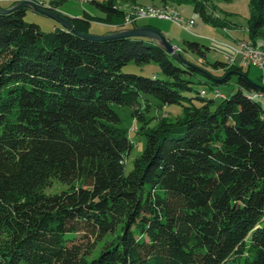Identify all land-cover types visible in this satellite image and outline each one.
Instances as JSON below:
<instances>
[{"label": "trees", "instance_id": "16d2710c", "mask_svg": "<svg viewBox=\"0 0 264 264\" xmlns=\"http://www.w3.org/2000/svg\"><path fill=\"white\" fill-rule=\"evenodd\" d=\"M67 1L50 4L89 34L92 16L63 14ZM121 1H93L111 34L128 29ZM188 1L217 24L205 1ZM28 10L0 14V264H264V110L252 96L263 91L245 68L216 61L217 77L146 38L44 33ZM248 29L264 35V0H252ZM132 62L163 77L123 73ZM199 73L211 88L235 75L239 89L219 104L206 90L190 98ZM147 96L184 116L149 127ZM114 106L133 109L147 138L128 174L133 143ZM54 181L70 187L47 194Z\"/></svg>", "mask_w": 264, "mask_h": 264}, {"label": "rangeland", "instance_id": "374dc122", "mask_svg": "<svg viewBox=\"0 0 264 264\" xmlns=\"http://www.w3.org/2000/svg\"><path fill=\"white\" fill-rule=\"evenodd\" d=\"M27 1H32L40 7L49 8L55 11L54 9H52V6L50 4L51 0ZM93 1L103 3L107 0H69L64 3V5L60 7V9L61 12L72 18H81L84 16L85 12L90 14L93 18L92 26L89 31V34L91 35L104 36L113 33L116 29L115 26H110L98 22V19L104 17V14L101 12L100 8L93 3ZM198 1H205V6L208 13L211 15V18L217 22V24L213 25L204 21L200 14L194 12V3L189 2L188 0H169V2L167 3H163L161 2V0H131L130 2L121 1L119 5L120 8L126 11L125 24L127 25L128 29H132L130 22L126 21L128 15L139 13L140 9L164 8V10L169 9L171 12L179 13L181 17L185 20L184 27L175 24L171 20L158 18H144L136 22L140 27L150 25L158 29V31L161 32L164 36H166L170 43L177 48V53L180 54L185 61L189 60L193 64L200 66L203 71H210L217 77H223L224 71L215 70L212 64L216 61L226 63L227 61L224 54L217 55L215 51L210 50L205 56H199L188 50L187 46L185 45L186 42H198L201 45L211 48V40H219V42L221 40L219 38H215V36L222 35L223 38H227L226 40H228V38H230L229 35H231L233 38L239 40L234 42L230 41L229 44L241 47L242 43H250L253 49L261 52V54L264 53V35L261 37L252 38L248 29V23L251 15L252 0ZM10 5L11 2L9 0H0L1 8H10ZM25 21L27 23L37 24L44 33L52 32L57 27H61L60 24H58L53 19L45 15L36 13L33 10L27 11ZM188 21L194 22V25H188ZM249 68H251V71L253 73L249 76L252 82L258 86H264V84H262V76H264V69L259 67ZM249 68H245V71L247 72ZM122 72L137 74L146 77H163L159 65L155 62H151L145 65H137L136 63L132 62L124 66L122 68ZM198 80H202L203 83L195 84V91L187 93L186 96L192 98L197 95L196 91L201 92L202 90H206V98L216 99V104H219L222 101L223 97H230L233 92H236L239 89L237 77L235 75L231 76V79L228 83L216 88H211L209 85L204 83L205 81L211 80L203 73H199L198 76L194 78L195 82H198ZM216 91H219L220 93L218 97H216ZM262 94L264 95V91ZM146 99H148L149 101L142 102V109L144 110V114L147 120L149 121L148 126L151 128L155 127L157 125L158 120L166 115L172 121H176L177 118H182L184 116L183 107L181 105H166L162 108L160 107V103L153 97L147 96L145 100ZM258 102L264 110V99L259 98ZM188 103L189 102H186V104H184L188 105ZM194 103H196L197 105L203 104L197 99L194 100ZM113 108L121 117V127L127 131L128 137L133 143V150L131 152V155L126 160V173L128 174L133 169V161L143 155L147 144V138L146 136L140 135L137 132L136 128H140L142 126V122L132 116L133 109L129 107L118 106H114ZM74 184L76 186L79 185L78 182H75ZM69 187L70 186L67 184L54 181V184L48 189H46V193H61L62 191L68 190ZM81 236L82 233H79L76 237L79 240ZM70 237L72 238L73 236L70 235ZM110 239L111 237L107 238L108 241ZM98 252L99 250L97 251V253Z\"/></svg>", "mask_w": 264, "mask_h": 264}, {"label": "water", "instance_id": "95a60500", "mask_svg": "<svg viewBox=\"0 0 264 264\" xmlns=\"http://www.w3.org/2000/svg\"><path fill=\"white\" fill-rule=\"evenodd\" d=\"M20 8H27L29 10H33L36 13L45 15L54 21H56L60 26L65 29L66 31L81 37L83 39L91 40V41H107L111 39H120V38H146L151 41L156 42L159 46H161L169 55H174L178 60L185 62L180 54L177 53V48L170 43V41L164 36L161 32L156 29L149 28V27H134L132 29H125L118 33L104 35V36H96L91 34H86L77 31L74 29L68 18L62 16L58 11H53L49 8H43L32 1H20L16 5L10 8H1L0 7V14H10ZM186 63V62H185ZM231 74L228 73L227 76ZM254 84V83H253ZM257 88L264 91V86H258L254 84Z\"/></svg>", "mask_w": 264, "mask_h": 264}, {"label": "built area", "instance_id": "2783aa9c", "mask_svg": "<svg viewBox=\"0 0 264 264\" xmlns=\"http://www.w3.org/2000/svg\"><path fill=\"white\" fill-rule=\"evenodd\" d=\"M89 1V0H87ZM144 18H158L167 19L173 21L179 26H185V20L181 17L179 13H173L171 11L164 10V8H151V9H140V14L128 15V22L134 23L140 19ZM188 25H194V22L188 21ZM212 47L219 49L221 51H226V61H240V67H259L264 69V53L252 48L251 44L242 43L241 47L237 46H227L226 43L219 42L217 40H211ZM203 94L205 92H202ZM254 98H263V94L252 95Z\"/></svg>", "mask_w": 264, "mask_h": 264}, {"label": "crops", "instance_id": "0c3cea01", "mask_svg": "<svg viewBox=\"0 0 264 264\" xmlns=\"http://www.w3.org/2000/svg\"><path fill=\"white\" fill-rule=\"evenodd\" d=\"M6 1H8V0H6ZM10 2H11V5H10V7H12V5L14 4V3H17L18 1H21V0H9ZM59 11L61 12V9L59 8ZM63 13V12H62ZM64 14V13H63ZM66 15V14H65ZM68 16V15H67ZM70 17V16H69ZM230 36V38H228V40H226L227 38H223L222 37V35H219V36H215V38H219V39H221L220 40V42H223V43H226V45L227 46H233L232 44H229L230 43V41L231 42H234V41H238L239 39H235V38H233L231 35H229ZM214 38V37H213ZM219 41V40H218ZM212 43V42H211ZM211 50H213V51H215L216 52V54L218 55V54H224V56H225V58H226V55H227V53H226V51H221V50H219V49H215L214 47H212L211 46ZM259 70H261V69H259ZM247 72H248V76H250L251 74H253L252 73V71H251V68H249V70H247ZM250 78V77H249ZM251 80V79H250ZM262 80H263V83L262 84H264V76H262ZM252 81V80H251ZM262 99H264V98H262Z\"/></svg>", "mask_w": 264, "mask_h": 264}, {"label": "bare ground", "instance_id": "6f19581e", "mask_svg": "<svg viewBox=\"0 0 264 264\" xmlns=\"http://www.w3.org/2000/svg\"><path fill=\"white\" fill-rule=\"evenodd\" d=\"M166 8V7H165ZM176 10V9H175ZM167 11H170L169 9L167 10ZM138 12V11H137ZM173 13H176V12H173ZM136 14H140V12L139 13H136ZM126 21H128V18L126 19ZM131 24V23H130ZM230 63H238V64H240V61H229Z\"/></svg>", "mask_w": 264, "mask_h": 264}]
</instances>
